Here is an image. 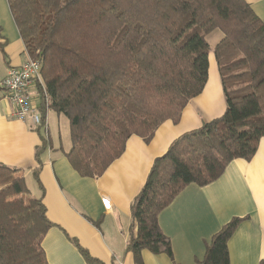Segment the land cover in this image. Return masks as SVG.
I'll use <instances>...</instances> for the list:
<instances>
[{
	"label": "trees",
	"instance_id": "16d2710c",
	"mask_svg": "<svg viewBox=\"0 0 264 264\" xmlns=\"http://www.w3.org/2000/svg\"><path fill=\"white\" fill-rule=\"evenodd\" d=\"M6 3L25 52L40 63L48 106L41 101L38 111L42 120L48 110L66 118L64 155L83 178L100 177L131 136L147 144L163 122L176 124L204 89L212 53L223 114L176 138L130 204L126 250L136 264L143 250L172 260L160 212L188 186L216 181L233 160L249 161L264 139L263 23L245 0ZM215 30L222 36L210 48L205 38ZM41 141L36 153L48 144L44 134ZM19 171L0 165V264H48L41 243L52 224ZM242 221L234 217L213 234L196 264H229L227 243Z\"/></svg>",
	"mask_w": 264,
	"mask_h": 264
},
{
	"label": "crops",
	"instance_id": "0c3cea01",
	"mask_svg": "<svg viewBox=\"0 0 264 264\" xmlns=\"http://www.w3.org/2000/svg\"><path fill=\"white\" fill-rule=\"evenodd\" d=\"M264 25V0H245ZM0 81L8 69L26 60L24 45L6 0H0ZM39 108L36 86L29 88ZM225 102L212 53L202 92L191 99L179 121L163 122L149 143L137 136L126 141L123 154L96 179L80 177L64 153L70 144L54 134L52 110L45 111L47 130L16 120L0 88V165L20 170L32 181L30 196L41 198L52 226L41 247L48 264H88L81 250L99 264H136L126 250L131 225L130 204L143 187L154 160L179 136L220 117ZM68 123V121H67ZM69 130V127H68ZM48 139L44 150L41 135ZM54 137V138H53ZM36 154H38L36 156ZM39 161V162H38ZM243 218L227 243L229 264H259L264 259V139L249 161L233 160L224 173L204 187L190 185L160 212L158 224L171 243L172 260L165 254L140 252L142 264H196L204 245L232 218Z\"/></svg>",
	"mask_w": 264,
	"mask_h": 264
},
{
	"label": "built area",
	"instance_id": "2783aa9c",
	"mask_svg": "<svg viewBox=\"0 0 264 264\" xmlns=\"http://www.w3.org/2000/svg\"><path fill=\"white\" fill-rule=\"evenodd\" d=\"M26 57L22 65L8 69L6 76L0 81V88L5 91L6 99L12 105V116L16 120L28 122L31 127H40L46 131L45 119L42 120L29 95V88L35 85L39 103L42 101L47 108L48 96L40 77V63L32 60L27 53Z\"/></svg>",
	"mask_w": 264,
	"mask_h": 264
},
{
	"label": "rangeland",
	"instance_id": "374dc122",
	"mask_svg": "<svg viewBox=\"0 0 264 264\" xmlns=\"http://www.w3.org/2000/svg\"><path fill=\"white\" fill-rule=\"evenodd\" d=\"M222 34L220 31L215 30L212 33L208 34L206 36V42L210 48H212L221 38ZM53 115V121L52 125L50 124V128L53 131L54 134H59L61 142L64 144H70V138H69V130H68V123L64 116L60 115L59 120H57L55 117V114L51 113ZM54 138V137H53ZM26 185L31 190L32 187V181L29 177L26 179Z\"/></svg>",
	"mask_w": 264,
	"mask_h": 264
}]
</instances>
